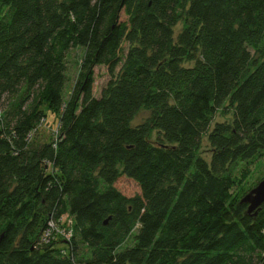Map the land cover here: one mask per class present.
I'll use <instances>...</instances> for the list:
<instances>
[{"label":"trees","instance_id":"16d2710c","mask_svg":"<svg viewBox=\"0 0 264 264\" xmlns=\"http://www.w3.org/2000/svg\"><path fill=\"white\" fill-rule=\"evenodd\" d=\"M72 48L84 56L64 101ZM6 100L0 264H264V204L248 214L232 194L264 157V0H0ZM223 108L231 121L213 125ZM47 111L59 129L42 141ZM65 215L69 247L44 242Z\"/></svg>","mask_w":264,"mask_h":264},{"label":"rangeland","instance_id":"374dc122","mask_svg":"<svg viewBox=\"0 0 264 264\" xmlns=\"http://www.w3.org/2000/svg\"><path fill=\"white\" fill-rule=\"evenodd\" d=\"M182 28H183V24L180 23L179 26L176 28V34L181 32ZM83 56H84V51L79 48H72L69 52H67L66 84H65L64 91H63L64 101H68L71 95L73 94V90L75 89V86L78 82ZM188 65L192 66L191 64H187V66ZM109 79H110V74L106 67L99 66L94 69V81H95L94 87H93L94 96L96 97L100 96L102 88L107 84ZM6 103H7V100L2 101L0 106L4 109L7 106ZM226 109L227 108H223L218 111V113L216 114L215 120L213 122V125H215L216 123H223V122L231 121L232 113L231 112L229 113ZM151 115H152V110L147 109V108H142L139 111V113L136 115V117L134 118L132 122V126L137 127L143 124L149 118H151ZM1 120L2 119H0V122ZM58 121H59L58 114L56 116L55 113L47 111L46 121L43 120V122L39 124V128H38L39 129L38 137L40 138V140L42 141L51 140L53 136L57 138V136L55 135H57L58 129H59ZM34 134H35V131H34ZM156 137H157V133L155 132L153 133L152 138L156 139ZM209 150H210V146L208 143L207 136H205L202 142L201 149L198 154H200L202 157L209 160L210 158ZM242 166L239 167L236 172H234V175L238 177L237 185L232 193L234 197L236 195L241 196V195L248 194L250 190L254 189L256 186H258V184L261 181L264 180V157L256 161L255 163L250 164L247 169L248 171H244L246 170V168L244 166L243 168ZM117 188L127 197H134L135 195L139 193L138 186L134 182L127 180L125 178H122L117 183ZM65 221H66L65 224L63 223V221L61 222L62 224H64V226L62 224H58V226L60 228H62L63 226L66 228V230L70 232L74 226V220L71 219V217L69 219L67 215L65 216ZM68 241L69 240H66V241L62 240L59 246L63 245V246L68 247L67 246V243H69ZM70 241L72 242V239H70ZM126 244L131 245L132 241L128 240ZM82 253L84 256L88 257L91 254V250L87 245H83ZM262 256L264 257V254ZM255 264H259V263L255 261Z\"/></svg>","mask_w":264,"mask_h":264},{"label":"built area","instance_id":"2783aa9c","mask_svg":"<svg viewBox=\"0 0 264 264\" xmlns=\"http://www.w3.org/2000/svg\"><path fill=\"white\" fill-rule=\"evenodd\" d=\"M0 119H2V111H0ZM65 216H67V215H65ZM65 216H63V218L60 220V222L50 221L49 226H50L51 229L44 234V236L42 238V240L44 242L49 243L52 240H54V241H62V240L66 241V240H69L68 242L71 243L70 239H72L71 237H73V228L69 232L68 230H66L65 227H63L65 222H66L65 221ZM68 217H69V215H68ZM69 219H70V217H69ZM62 221H63L64 224L61 223ZM58 224H62L63 225L62 228H60L58 226ZM69 243H67L68 247H69ZM63 253L64 254H68V251L65 250Z\"/></svg>","mask_w":264,"mask_h":264},{"label":"water","instance_id":"95a60500","mask_svg":"<svg viewBox=\"0 0 264 264\" xmlns=\"http://www.w3.org/2000/svg\"><path fill=\"white\" fill-rule=\"evenodd\" d=\"M0 136H1V129H0ZM242 204L247 205V213L253 214L256 216L258 210L264 204V180L261 181L258 186L252 189L248 194H246L242 200ZM105 225L108 224V221L104 223Z\"/></svg>","mask_w":264,"mask_h":264}]
</instances>
